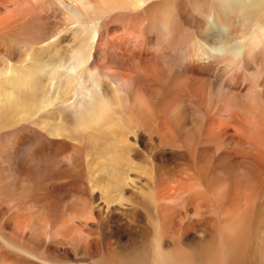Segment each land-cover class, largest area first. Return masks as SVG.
Masks as SVG:
<instances>
[{"label": "bare ground", "instance_id": "6f19581e", "mask_svg": "<svg viewBox=\"0 0 264 264\" xmlns=\"http://www.w3.org/2000/svg\"><path fill=\"white\" fill-rule=\"evenodd\" d=\"M263 212L264 0H0V264H264Z\"/></svg>", "mask_w": 264, "mask_h": 264}, {"label": "rangeland", "instance_id": "374dc122", "mask_svg": "<svg viewBox=\"0 0 264 264\" xmlns=\"http://www.w3.org/2000/svg\"><path fill=\"white\" fill-rule=\"evenodd\" d=\"M103 42H104L105 45L108 44L107 39L103 40ZM91 50H92V48H91ZM9 64H12L15 67L18 66V63H9ZM33 120H34V122H36V121L39 122L40 121V119H38L37 117H34ZM23 122H25V121H23ZM27 123H30V122H27ZM48 137H49V139L51 138L50 136H48ZM68 140L70 141V139H68ZM71 140H73V139H71ZM147 149L148 148H144L143 149V148L139 147L136 150L137 152L135 151L136 156H134V153H131V154H133L132 159L133 158L134 159L132 160L131 166H129L128 172L129 173L131 172L130 175L132 177H134L133 174H136V175L140 174L143 178L147 179V178H151L152 177L151 175H153V176L156 175L157 176L158 173L160 172L161 165L158 164V162L156 160H154V157L152 155L148 154V150ZM168 179H170V177ZM65 180H66L65 178H62L61 181H59L57 183H62ZM127 186L131 187L129 185H127ZM148 190H150V189H146L144 192H146V191L148 192ZM60 191L61 192H65V191H62V190H60ZM92 195H95V196L89 198V202L92 205L93 210L96 211L100 215V218L98 217L97 220H94V221L91 220L90 223H89V226H92V223H100L101 224V228L102 227L104 228L103 229V233L104 234H101V235H104L106 237V239L108 238V239H111V240H118V238H119L118 235L119 234H116V232L119 231L121 233L123 231L120 228V224L124 220H126V214L125 213L131 211L130 209L134 210V209L139 208L134 202V197L131 196V194L125 195L126 198L125 197L121 198V199H123L122 200V204L123 205L122 204L118 205V204H116V203H118V201H116L115 199H112V202H114L112 204L111 203L107 204V203H109V201H107L105 203V200L103 201L102 199L99 198V195H98L97 191H95V193H92ZM126 203L128 204V206H127ZM111 206H113V207H111ZM124 206H126V207H124ZM122 217H124V219ZM114 219H115V221H114ZM101 228L100 229L96 228L99 233L101 232ZM2 229L3 230L4 229L7 230V228H5V225L2 226ZM1 235H3V236H1ZM1 235H0V241H1L0 242V246L5 245L4 244V239L7 240L5 232H3V234H1ZM122 242H123V244L127 243V241H126V239L124 237L122 239ZM6 247H8V246H6ZM0 249H1V247H0ZM12 249H14L15 251L18 250V248H11V247H10V250H5V249H2V250L11 251ZM19 251L22 252V250H20V249H19ZM23 252H24V250H23ZM24 253H26V252H24ZM24 257L26 259V262H25L26 264H29V263H34V264H56V263H48V262H46L44 260H39V259L35 258L37 256L33 257V256H30V255H25ZM263 257H264V253H263ZM27 259H29V260H27ZM68 264H96V263L94 262V260H90L89 261L86 257H84L83 255L79 254V256L78 255L77 256H73V258L70 256Z\"/></svg>", "mask_w": 264, "mask_h": 264}]
</instances>
